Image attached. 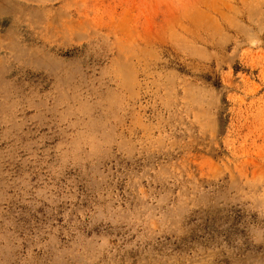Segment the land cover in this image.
I'll return each mask as SVG.
<instances>
[{
	"label": "rangeland",
	"instance_id": "1",
	"mask_svg": "<svg viewBox=\"0 0 264 264\" xmlns=\"http://www.w3.org/2000/svg\"><path fill=\"white\" fill-rule=\"evenodd\" d=\"M0 264H264V0H0Z\"/></svg>",
	"mask_w": 264,
	"mask_h": 264
}]
</instances>
